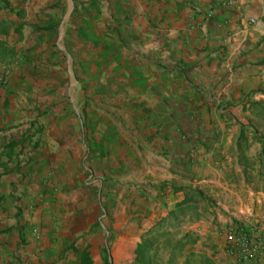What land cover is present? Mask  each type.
Segmentation results:
<instances>
[{
	"label": "crops",
	"instance_id": "obj_1",
	"mask_svg": "<svg viewBox=\"0 0 264 264\" xmlns=\"http://www.w3.org/2000/svg\"><path fill=\"white\" fill-rule=\"evenodd\" d=\"M112 1L129 22L146 127L118 159L111 145L87 151L76 129L37 127L35 110L33 127L2 125L0 264L74 259L99 237L101 202L115 218L116 197L127 228L170 218L196 264H261L229 253L227 232L264 236V0Z\"/></svg>",
	"mask_w": 264,
	"mask_h": 264
},
{
	"label": "rangeland",
	"instance_id": "obj_2",
	"mask_svg": "<svg viewBox=\"0 0 264 264\" xmlns=\"http://www.w3.org/2000/svg\"><path fill=\"white\" fill-rule=\"evenodd\" d=\"M111 1L0 0V127H33L26 114L35 110L37 127H68L70 136L76 129L87 151L111 145L118 158L130 138L137 142L148 119L144 78L131 67L127 17L112 11L123 7ZM40 201L50 205L49 199ZM115 201V218L101 202L92 226L99 230L96 241L83 249L76 245L75 258L65 254L60 264H196L184 255L195 242L180 239L170 218L147 229L127 228L118 210L123 197ZM32 233L41 237L38 228Z\"/></svg>",
	"mask_w": 264,
	"mask_h": 264
},
{
	"label": "built area",
	"instance_id": "obj_3",
	"mask_svg": "<svg viewBox=\"0 0 264 264\" xmlns=\"http://www.w3.org/2000/svg\"><path fill=\"white\" fill-rule=\"evenodd\" d=\"M227 241L229 253L241 254L247 259H256L264 254V236L252 230L233 227L227 232ZM258 261L260 262V259ZM261 264H264V260Z\"/></svg>",
	"mask_w": 264,
	"mask_h": 264
}]
</instances>
